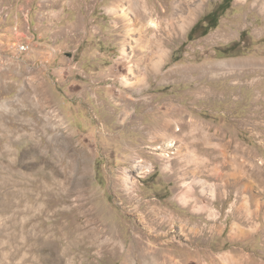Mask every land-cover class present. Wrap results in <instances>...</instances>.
Returning a JSON list of instances; mask_svg holds the SVG:
<instances>
[{
	"label": "rangeland",
	"instance_id": "rangeland-1",
	"mask_svg": "<svg viewBox=\"0 0 264 264\" xmlns=\"http://www.w3.org/2000/svg\"><path fill=\"white\" fill-rule=\"evenodd\" d=\"M162 1L0 0V264H264V0H206L169 34ZM138 8L143 32L118 19ZM195 167L229 186L231 245L176 200Z\"/></svg>",
	"mask_w": 264,
	"mask_h": 264
},
{
	"label": "bare ground",
	"instance_id": "bare-ground-1",
	"mask_svg": "<svg viewBox=\"0 0 264 264\" xmlns=\"http://www.w3.org/2000/svg\"><path fill=\"white\" fill-rule=\"evenodd\" d=\"M157 2L162 1V0H156ZM204 1L206 0H176V1H172L170 6L172 7L173 5V12H170V8H166L165 11H163V13L159 14L160 18L158 20H156L155 22L151 23V27H148V24L150 22V18L152 16H159L157 15L156 11L150 10V13L147 12V9L144 10V8H138L135 10V18H136V22L139 24V28L136 27V24L130 23V22H125L126 18H125V14H120V18L121 22L123 23L124 27L127 29H129L130 31H132V27H134V29L140 30L139 32H143V29L145 27H148L150 29H153L154 27H156V31H160L161 28L163 27L164 24H166V31L162 32L165 34H169L170 33V28L173 27L174 25H178L180 30H185L186 26L193 21L194 15L195 13L202 8V4L204 3ZM164 2V1H162ZM143 3L140 2V0H130V6L133 8L134 6H138L141 5ZM144 6V4H143ZM150 25V24H149ZM154 30V29H153ZM178 30L177 28H175V31ZM179 31V30H178ZM143 34V33H142ZM141 34V35H142ZM160 36V35H159ZM159 36H157L155 38V43L157 44L158 38ZM154 39V38H153ZM154 43V44H155ZM45 131V130H44ZM42 132V131H41ZM31 136V135H30ZM32 138V137H31ZM35 138V136H34ZM43 140H40L39 142H37L36 140H32V143L30 144V150H32L33 152L39 151L41 150V146H43ZM29 149V148H28ZM67 149V147H66ZM61 150V148H60ZM31 151V152H32ZM63 151V150H62ZM65 151V150H64ZM37 153V152H36ZM58 153V152H57ZM60 153V152H59ZM61 154V153H60ZM63 154V153H62ZM65 155V154H63ZM33 158V157H32ZM61 158V157H60ZM59 160L61 159H57V157L55 156L54 153L51 154L50 159L47 160L50 164H55L57 161L60 162ZM87 162L86 158L84 157V162ZM59 165V164H58ZM62 165V164H61ZM51 166V165H50ZM71 172L68 175V179H70V176H73L74 173L76 172L78 174L80 167H78V160L76 158H72L71 159ZM84 171V169H83ZM40 172V171H39ZM55 176V174L53 175ZM50 177H48L47 174H43V178L40 179V186L43 187V189L47 192V193H52L50 192V187L53 186L51 184V180H49ZM57 178V177H55ZM53 179V178H52ZM67 179V180H68ZM54 180V179H53ZM75 180V179H74ZM78 180V181H77ZM61 181V180H60ZM77 182V184L83 189H86V183L85 180H79L78 177H76L75 183ZM126 182V181H124ZM58 183V182H57ZM55 181V184H57ZM39 185V184H38ZM53 189V188H52ZM82 190V191H83ZM41 193V192H40ZM40 196V194H39ZM46 196V195H44ZM43 196V197H44ZM47 197V196H46ZM81 231V230H80ZM83 232V231H82ZM87 232V231H86ZM90 232V231H89ZM88 233V232H87ZM89 234V233H88ZM84 237V236H83ZM107 245V244H106ZM149 254H151L150 256H152L151 262H154V264L158 263V264H166L167 260L165 258V256H156L153 255L154 253L150 252ZM169 264V262H168ZM171 264H180L177 262H172Z\"/></svg>",
	"mask_w": 264,
	"mask_h": 264
},
{
	"label": "crops",
	"instance_id": "crops-1",
	"mask_svg": "<svg viewBox=\"0 0 264 264\" xmlns=\"http://www.w3.org/2000/svg\"><path fill=\"white\" fill-rule=\"evenodd\" d=\"M191 170L194 173L190 181H187V184L185 186L186 190L181 195V197H177L176 200L179 203L190 205L188 209L191 211L190 212L191 219L196 221L198 220L197 221L198 223L196 222L197 224H195L196 225L195 229L197 230V232L194 233V235L201 236L202 230H204L207 234V240H212L215 237H219L223 239V242L229 243V245H231V243H235L234 239L237 237H235L234 234H238V233H236V231L234 232V229L231 232L232 224L228 222V220L231 219L230 213L224 211L222 218L220 208L218 209L217 206L215 205L218 199L224 198L223 196H221L223 189L225 188L226 190L229 186L225 185L226 187H223L220 185L221 186L219 187L220 191H218L215 189L216 184H212V186H210V181L209 179L206 178V176H203L202 170L200 171L201 174L199 173V170L196 169V167L194 169L192 168ZM198 173L201 175L200 177L197 176ZM208 202L210 204H208ZM215 208L218 214L214 210ZM214 219H216V221L219 222H216L214 224L213 223ZM206 221H211V223L210 224L207 223L206 226ZM198 226H201V229L197 228ZM248 230L249 229L246 228V230H244L242 234H249ZM198 231L200 232V234L198 233Z\"/></svg>",
	"mask_w": 264,
	"mask_h": 264
},
{
	"label": "trees",
	"instance_id": "trees-1",
	"mask_svg": "<svg viewBox=\"0 0 264 264\" xmlns=\"http://www.w3.org/2000/svg\"><path fill=\"white\" fill-rule=\"evenodd\" d=\"M218 24L217 10L207 14L198 20L188 33V39H193L195 35H206L212 28Z\"/></svg>",
	"mask_w": 264,
	"mask_h": 264
}]
</instances>
